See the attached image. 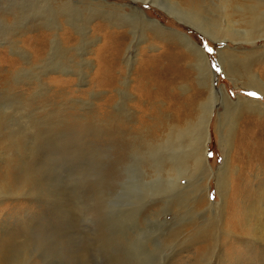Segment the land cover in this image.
I'll return each instance as SVG.
<instances>
[{"label":"rangeland","instance_id":"rangeland-1","mask_svg":"<svg viewBox=\"0 0 264 264\" xmlns=\"http://www.w3.org/2000/svg\"><path fill=\"white\" fill-rule=\"evenodd\" d=\"M67 1L0 0V264H264V202L250 190L264 162L240 160L264 129V92L244 72L264 81L263 32L218 41L144 0H70L72 16L55 15ZM179 1L218 13V1ZM156 25L182 38H155ZM188 37L209 57L205 81ZM214 102L207 158L217 171L228 157L224 197L215 177L167 183L156 167L168 150L146 157L144 140ZM236 106L226 153L219 122ZM210 221L221 228H193Z\"/></svg>","mask_w":264,"mask_h":264},{"label":"bare ground","instance_id":"bare-ground-1","mask_svg":"<svg viewBox=\"0 0 264 264\" xmlns=\"http://www.w3.org/2000/svg\"><path fill=\"white\" fill-rule=\"evenodd\" d=\"M149 1L151 3H153V4H156V5L160 6V7H162V8H165L166 10L168 8L171 11V13L177 14L180 18L181 17L187 18L188 21L193 23L195 26L201 27L202 30H204L208 35L212 36L213 38H215L218 41H221L224 38H226V39L234 38V36H239V37L242 36L241 38H243V37H253L254 38L257 35L256 32H258V33L263 32V33L258 34L257 37H255V38L264 37V35H263L264 34V25H263V23H264V0H244L243 2H239L240 0H237L238 2H236V0H213V1H218L219 2V3L218 2L215 3V5L216 6L218 5V7H219L217 9L218 13L216 14V18H210L209 14L201 13V12H203V10L202 11L199 10V9L196 10L195 8L189 9V8H187V7H185L183 5L182 1H179V0H144V2H149ZM31 3H32V1H31ZM70 3H71V1L69 0V1L65 2L64 5L56 6V8H58V11H56L54 9L55 7H53V13H55V15L56 14L57 15L64 14L65 16H72L70 12H71V9H73L75 7H72ZM27 4H29V3L27 2ZM35 5H37V4L35 3ZM44 5H45V3H44ZM34 7H33V9H34ZM47 7H48V5H47ZM75 9H78V8L76 7ZM46 13H47V11H46ZM40 14L42 15V12ZM237 16L239 17V19H236ZM117 18L119 19V22H123V23L125 22L124 21L125 19H123V21H122V20H120V18L118 16H117ZM45 19H44V21H45ZM206 19H210V20H213V21H216V22H214V23L213 22H208L207 23V22H205ZM24 20H26V19H24ZM81 22L84 23V19H82ZM81 22L77 23V25L79 27H80V23ZM141 23H142L141 32L144 33V28H145L144 25H143L144 22H142V20H141ZM155 23H157V22H155ZM210 23H212V25H210ZM243 23H245L246 26H244V25H243L244 27H239L238 26L239 24H243ZM148 24H150V23H148ZM156 27L157 28L154 30V32L152 31L153 32L152 35L155 38H162L163 39L165 37H167V38L170 37V39H173L175 36H177V37L180 36L182 38L181 34L180 35L170 34L171 32L166 33V31L163 30V28L160 27L159 25H156ZM252 42H256V41L253 40ZM188 45L191 47L192 51H195V54H194V56H195V64H196L197 70H198V72L200 74V78L204 77L205 78L204 81L209 79L212 76L213 71H212V67L209 64V60H208L209 57H207L206 54H205L206 51L204 50L203 47H201L198 44H196L190 38H189ZM129 47H131V46H129ZM224 56H227V54L225 52H224ZM256 59H258V58H256ZM207 67L209 69V73H208ZM228 68L231 70V72L233 74L236 73L234 71L233 66L228 65ZM247 71H249V70L245 68L244 72H245V74L247 73L246 75H248L247 78L249 79L248 83L247 82L246 83L249 86L258 89L259 91H263L264 92V81L261 80L257 76V74L254 73L253 71H249V72H247ZM241 74H243V73H241ZM211 80L209 82V86L206 85V87L207 86L208 87L211 86L210 85L211 84ZM207 83H208V81H207ZM214 90L215 89L213 88V93L211 91V94H213L215 96L216 91H214ZM121 93H124V92H121ZM122 95H127V94L124 93ZM215 105H216L215 102L211 106H209L207 104V106H208L207 109L208 110H207V113H206V105L204 103V105H203V114L205 113V115H198L199 121H197V119H196V121L192 120V118L189 119V117L193 116V115H190L187 118H185L184 120L182 119V121L178 120L176 122H172L170 124H167V125H171V124L175 123V124L171 125L169 127V129H166L167 127H164L165 125H163V127H164L163 132L165 130L166 131H165V135H164L163 139H159V142L156 139H150L151 136L153 137L156 134L155 128L151 127V130H149L146 133H144L145 146L148 149L147 153L145 152V150H144V152L146 153V157L147 156L149 157V154H152L154 151H156L158 147H161L160 149L161 150H165V152L168 150L169 154H168L167 161L158 162L160 164L156 167L157 168V172H159V173L162 172V173H160L162 178H163L162 174L166 175L165 181L167 183L171 180V178L172 179H176L178 182H180L181 178H187V180H189V178H190V176L192 174H201L202 175V179H200L201 183H203V181H205L207 179L211 180L212 177H215V180L217 182V186H218L220 195H221V197L222 196L224 197V194L226 193V186H227L228 157L225 160L224 165L222 167H220L219 169H217V171H213L212 170L210 164L208 163V158H207V146H208V143H209V141L211 139V135L209 134V126H211V122H212L213 117H214L213 110H214ZM250 106H251V103H250ZM263 109H264V105H263ZM239 110H240V106H236V108L230 110L232 115H230V116L229 115H227V116L226 115H222L221 116V120H220L221 122H219L220 126H221V129H222L221 130L222 131L221 144H224L223 145L224 148L225 147L227 148L225 150L226 153H229L228 151H229V147H230V145L232 143L233 130H234V126L236 124V117L238 116L237 114H238ZM195 112H197V111H195ZM173 118H175V117H173ZM202 121L204 122V125H202ZM194 122H196V123H194ZM204 131L206 133V136L203 135ZM257 133H258V131H257ZM120 134H122V133H120ZM250 134H253V133H250ZM190 136L195 138V140H197L199 138L200 139L203 138V144L196 145V142H194L192 140L190 142L186 141L188 139V137L190 139ZM256 136H257V134H256ZM250 139H251V137H250ZM185 141L188 142V143H186ZM254 142H255V145H253L251 143L252 147H250L251 145L250 146L248 145L249 148L247 149V151H245L246 149L244 150L245 151L244 155L243 154L240 155V160H243L244 158H247L249 156L250 159L253 162H255V163L257 161L260 162V163H263L264 162V129L263 128H262V130L259 133V138L257 140H255ZM192 143L194 145L193 148L191 147ZM154 144H156V145H154ZM128 145L132 146L133 145V141L129 142ZM123 146H125V145H123ZM246 147H247V144H246ZM124 152H125V149H124V147H122V149L120 150V153H119L120 158L123 156ZM142 156H143V154H142ZM145 159H147V158H145ZM138 163H140V162H138ZM244 164L246 165V163H244ZM242 167H243V165H242ZM24 177H25V179L27 181H30L32 179V177L29 176V175L27 177L25 175ZM255 179H256L257 182H254V180L252 182H250V185H252L251 188H250V185L246 184L245 187H243V190L246 192L250 188L251 193H252V198L254 200H256L258 203H261V202L263 203L264 202V178L257 174ZM9 181L6 182V183H7V185L10 186ZM243 183H244V181L241 182V184H243ZM203 188H205V187H203ZM203 200H204V198L201 197L197 201V203L200 204V203L203 202ZM197 203H195V204H197ZM173 205H174V203H170V206L168 207L169 208V212H171L173 210V208H172ZM182 205H183V203L180 202L179 203L180 209H181ZM237 213H239V212H237ZM214 221L213 222L210 221L208 223H203L201 225V228L195 227V225L193 226V228L195 229V231H198L197 233H201L203 231H206L208 228H211V229L215 230V229L220 227L219 226L220 224L218 222L214 223ZM263 230H264V228H263ZM13 239L10 238L8 243L4 242V244L8 245L7 247H9V245H12Z\"/></svg>","mask_w":264,"mask_h":264},{"label":"snow or ice","instance_id":"snow-or-ice-1","mask_svg":"<svg viewBox=\"0 0 264 264\" xmlns=\"http://www.w3.org/2000/svg\"><path fill=\"white\" fill-rule=\"evenodd\" d=\"M208 51H210V52H211V51H212V49H210V48H209V49H208ZM249 95H250V96H255V93H249Z\"/></svg>","mask_w":264,"mask_h":264}]
</instances>
